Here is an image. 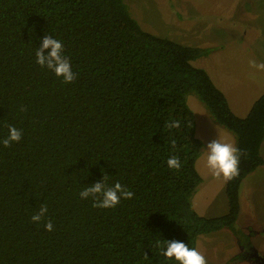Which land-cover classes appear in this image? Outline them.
<instances>
[{
  "label": "trees",
  "instance_id": "trees-1",
  "mask_svg": "<svg viewBox=\"0 0 264 264\" xmlns=\"http://www.w3.org/2000/svg\"><path fill=\"white\" fill-rule=\"evenodd\" d=\"M46 35L62 42L74 83L37 64ZM208 52L144 30L125 0H0V141L9 126L23 133L11 147L0 143V264H177L162 254L166 241L196 248L199 236L223 230L251 246L252 232L237 226L239 190L264 166V94L237 116L192 64ZM191 93L245 154L226 182L221 216L191 205L203 147ZM176 121L179 129L166 127ZM105 176L106 186L119 182L134 197L115 209L80 198ZM44 204L47 216L34 224Z\"/></svg>",
  "mask_w": 264,
  "mask_h": 264
},
{
  "label": "rangeland",
  "instance_id": "rangeland-1",
  "mask_svg": "<svg viewBox=\"0 0 264 264\" xmlns=\"http://www.w3.org/2000/svg\"><path fill=\"white\" fill-rule=\"evenodd\" d=\"M132 17L142 28L159 37L190 47L209 50L192 64L204 69L226 95L233 112L246 117L264 94V72L250 68L249 61L264 62V0H125ZM187 104L195 117V135L203 143L196 161L202 178L191 197L193 209L204 217L228 212L226 182L207 168V145L220 139L233 143L235 136L214 121L210 112L191 93ZM264 158V142L261 146ZM237 226L245 234L254 232L251 245L264 254V166L241 183ZM244 242L227 230L197 239L196 249L209 264H259L245 255ZM243 255V259L235 257ZM232 260V261H231ZM248 260V261H247Z\"/></svg>",
  "mask_w": 264,
  "mask_h": 264
},
{
  "label": "clouds",
  "instance_id": "clouds-1",
  "mask_svg": "<svg viewBox=\"0 0 264 264\" xmlns=\"http://www.w3.org/2000/svg\"><path fill=\"white\" fill-rule=\"evenodd\" d=\"M50 50V51H49ZM47 53V54H46ZM65 49L61 41L46 35L42 40V47L36 50V62L42 68L52 71L57 78L62 79L65 84H71L78 78L73 72L71 61L64 54ZM249 66L257 71L264 72V62H258L256 59L249 61ZM22 111L27 109L22 108ZM169 129H179L180 122H169L166 124ZM23 133L14 126H9V134L0 143L4 147H11L13 143H19L22 140ZM207 168L212 176L216 179L222 178L225 182L232 181L239 176V164L241 157L245 154L238 149L233 143L222 142L220 139L212 141L207 145ZM170 169L179 171L181 162L177 157H170L167 160ZM84 188L79 193L81 199H91L93 207L100 209H115L121 200H130L134 197L131 190L126 189L121 183L116 182L112 186H106L104 181ZM48 213L46 204L41 205L39 209L32 215L31 221L34 224H40L44 221ZM46 230L53 231V224L49 220L45 224ZM160 246V241L156 242ZM162 254L169 260H175L177 264H207L204 254L196 248H189L183 242L166 241V247L162 250Z\"/></svg>",
  "mask_w": 264,
  "mask_h": 264
},
{
  "label": "flooded vegetation",
  "instance_id": "flooded-vegetation-1",
  "mask_svg": "<svg viewBox=\"0 0 264 264\" xmlns=\"http://www.w3.org/2000/svg\"><path fill=\"white\" fill-rule=\"evenodd\" d=\"M254 237V232H252L251 238ZM251 240V239H250ZM245 255H248L259 264H264V254H262L259 250H256L252 245L249 247H246ZM248 261V260H247Z\"/></svg>",
  "mask_w": 264,
  "mask_h": 264
},
{
  "label": "crops",
  "instance_id": "crops-1",
  "mask_svg": "<svg viewBox=\"0 0 264 264\" xmlns=\"http://www.w3.org/2000/svg\"><path fill=\"white\" fill-rule=\"evenodd\" d=\"M221 232V231H220Z\"/></svg>",
  "mask_w": 264,
  "mask_h": 264
}]
</instances>
